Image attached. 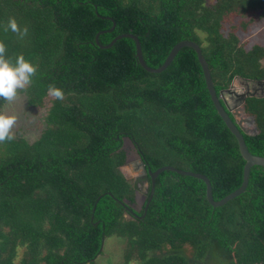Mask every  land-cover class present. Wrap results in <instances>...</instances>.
I'll list each match as a JSON object with an SVG mask.
<instances>
[{
  "label": "trees",
  "instance_id": "1",
  "mask_svg": "<svg viewBox=\"0 0 264 264\" xmlns=\"http://www.w3.org/2000/svg\"><path fill=\"white\" fill-rule=\"evenodd\" d=\"M262 22L264 0H0L2 58L15 65L23 56L36 68L22 89L29 106L53 98L39 139L0 142V264H96L113 236L126 242L122 264H264V167L222 207L209 203L204 181L165 171L148 211L150 196L141 212L132 208L126 139L148 170L206 176L216 201L243 183L246 161L196 51L183 48L154 74L133 39L109 49L96 40L134 35L154 69L177 44L196 42L220 96L236 79L264 81V47L248 49L239 36ZM7 101L0 97V109ZM245 115L259 132L244 133L248 149L264 157V96L249 97Z\"/></svg>",
  "mask_w": 264,
  "mask_h": 264
},
{
  "label": "water",
  "instance_id": "2",
  "mask_svg": "<svg viewBox=\"0 0 264 264\" xmlns=\"http://www.w3.org/2000/svg\"><path fill=\"white\" fill-rule=\"evenodd\" d=\"M103 32L99 33L97 35V43L102 49H109L111 48L118 40L122 38H131L135 41L136 47H137V59L140 63V65L149 73L158 74L163 71H165L169 65L172 63V61L175 59V57L178 55V53L185 47H190L194 49L198 55L201 67L204 72L207 88L209 90L210 96L212 98V101L221 116V118L224 120L225 124L229 128V130L233 133V135L236 137L240 152L246 161L245 167H244V176H243V183L239 189H237L235 192L231 193L224 199L220 201H216L213 196L212 191V184L210 180L202 175L197 174L194 172L189 171H183L179 170L172 166H165L157 171L153 172L152 170H148L147 166L145 164L144 159L142 158V155L140 153L139 148L132 142V140L129 139V141L132 143V145L135 148V151L133 152L132 156H127V162L122 168H128L130 169L132 176H133V186L136 192V201L143 205L147 198L150 196L149 202L147 204V207L145 209V213L148 211V207L150 205V202L153 198L154 194V187L156 183V179L159 177V175L165 171H173L178 174L190 176L193 178L200 179L205 182L207 185V199L209 203L213 207H222L226 205L231 200L239 197L240 195L244 194L250 180L251 170L255 166H261L264 167V157L261 156H255L253 155L246 144V140L244 137V133L247 135H257L258 129L255 125V118L253 116H246L245 115V105L247 102V99L249 97H261L264 96V81H247L242 80V85H245V88H238L235 85V81L231 87L221 93L219 96L215 90V85L212 79L211 70L210 67L203 55L202 48L199 44L193 41H183L179 44H177L171 51L169 57L167 58L164 65L158 69H154L149 67L143 57L142 53V46L138 39V37L130 34H125L118 36L110 45L108 46H102L99 42V36ZM221 100H223L224 104H222ZM229 112L233 114L235 117V120L231 118L229 115ZM125 145V144H124ZM144 195L145 198L143 199V203L141 201V195Z\"/></svg>",
  "mask_w": 264,
  "mask_h": 264
},
{
  "label": "rangeland",
  "instance_id": "3",
  "mask_svg": "<svg viewBox=\"0 0 264 264\" xmlns=\"http://www.w3.org/2000/svg\"><path fill=\"white\" fill-rule=\"evenodd\" d=\"M215 2L216 0H206L208 5L214 4ZM236 21L237 23H240V19H236ZM239 36L248 49L255 45L264 47V22L253 26L246 32L241 31ZM235 85L239 89L245 88V85H242L239 79L235 81ZM52 99L53 98L50 97L47 100L45 108L31 107L29 106L22 89H17L16 97L13 100L7 101V103L0 109V115L16 117V122L11 129V134L15 137L23 136L27 138L29 142L33 143L40 138L46 127L45 119L47 109L49 108L50 100ZM124 149L129 156H132L135 151V148L129 139L125 140ZM122 172L133 183V176L130 169L122 168ZM125 247V240L116 236L108 238L105 242L104 253L98 258L96 264H122ZM23 253L24 249H20L18 261L23 257Z\"/></svg>",
  "mask_w": 264,
  "mask_h": 264
},
{
  "label": "clouds",
  "instance_id": "4",
  "mask_svg": "<svg viewBox=\"0 0 264 264\" xmlns=\"http://www.w3.org/2000/svg\"><path fill=\"white\" fill-rule=\"evenodd\" d=\"M9 28L13 32L20 31L15 19L10 20ZM27 28L21 35L27 34ZM4 45L0 44V97L7 100H13L17 95V89H23L31 83V77L34 75L36 68L25 61L23 56L17 58L15 65L10 64L3 59ZM49 94L57 100L63 99V93L55 87L49 88ZM16 122V117L0 115V142L11 141L14 139L11 129Z\"/></svg>",
  "mask_w": 264,
  "mask_h": 264
},
{
  "label": "flooded vegetation",
  "instance_id": "5",
  "mask_svg": "<svg viewBox=\"0 0 264 264\" xmlns=\"http://www.w3.org/2000/svg\"><path fill=\"white\" fill-rule=\"evenodd\" d=\"M127 156H128V154H127ZM145 198V196L142 194L141 195V201H142V203H143V199ZM143 205H144V203H143ZM143 205L142 204H140L139 202H136V204H134L133 206H132V208L135 210V211H137V212H141V210H142V208H143Z\"/></svg>",
  "mask_w": 264,
  "mask_h": 264
}]
</instances>
